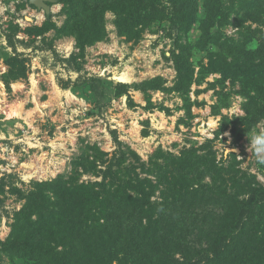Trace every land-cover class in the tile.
Segmentation results:
<instances>
[{
  "label": "rangeland",
  "instance_id": "1",
  "mask_svg": "<svg viewBox=\"0 0 264 264\" xmlns=\"http://www.w3.org/2000/svg\"><path fill=\"white\" fill-rule=\"evenodd\" d=\"M47 5L0 0V264H63L34 248L50 240L66 258L55 214L71 202L99 207L109 245L110 227H143L139 252L111 264L264 261L263 237L243 232L264 205V164L248 151L264 131V0H157L135 28L109 9L92 43L70 5ZM39 189L41 232L18 223Z\"/></svg>",
  "mask_w": 264,
  "mask_h": 264
},
{
  "label": "trees",
  "instance_id": "2",
  "mask_svg": "<svg viewBox=\"0 0 264 264\" xmlns=\"http://www.w3.org/2000/svg\"><path fill=\"white\" fill-rule=\"evenodd\" d=\"M62 3L70 5L72 7V19H74V23H77L78 25L73 28V32L75 35L77 33H85L87 42H96L100 39H103L105 36V30H104V13L106 10H118V15L120 18L124 16V22L125 23H133V28L136 26V19H146V17H149L150 19H153L151 14L149 13L150 10L153 9L155 3L157 0H61ZM156 11V10H154ZM153 11V12H154ZM77 13V14H76ZM145 24V23H144ZM130 29V30H129ZM128 31H132V27H129L127 29ZM126 30V31H127ZM122 31V30H121ZM120 31V32H121ZM125 31V30H124ZM128 33V32H126ZM218 174V172H217ZM220 174V173H219ZM58 186V182H56L53 185H45V186ZM47 187V188H48ZM46 189V188H45ZM40 191V189L38 190ZM43 193L42 189L40 192H33L32 197H30L28 201V205L24 209V212L19 215L20 218H23V220L19 221L20 226L23 228H30L34 226H39L40 232L44 228V225H40L38 222L32 221V215L34 212L35 203L38 201H43L46 197L43 193V200H40V194ZM78 200H80L78 198ZM130 200L135 202L136 206L139 208L140 212L144 211V208L141 204H139V200H141L138 197H130ZM74 203H67V207L60 208L59 211L56 212L55 216L60 222V224L64 227L65 230L61 231L62 239L61 241L65 246V251L63 255L66 257L65 259H62L58 257L55 253V249L50 247V240L46 241V239L43 240V243H38V240L36 239L35 234H32L30 236V242L34 244V240L38 243L34 249L38 250L40 255L41 252L43 254H47V252L50 254L49 256L54 258L56 262H62L63 264H111V259L116 258L118 256V253L121 252V254L126 256H133L135 252H139V250L142 248L140 246L138 239L143 238L146 236H143V227L141 229H136V226L133 224L132 226H126L123 224H120L119 226H113L110 227L112 230H116L113 234L114 239L112 240L111 244H108V241L104 240V237H102L103 231L107 230V225L103 224L102 222L98 221L95 217L96 209L99 207H89L90 210H85L82 212L80 208L74 209L72 207ZM101 207V206H100ZM135 212V206H133V213ZM87 214V215H86ZM118 217V221L121 220V216L119 213H115ZM142 214H139L141 216ZM51 216V215H50ZM173 215H170L169 217H172ZM29 219V220H28ZM26 221L24 224L23 222ZM99 222L101 225L99 226V234L95 231V225L90 226L89 223H96ZM85 222V223H84ZM139 223V221L137 222ZM226 222L221 221L219 227H222ZM36 224V225H35ZM140 226H143V219L140 220ZM249 229H247V226H249ZM169 226V223L167 224ZM244 231L248 235V238L255 239L257 236L264 238V205L263 204H253V207L250 208L247 218L245 221ZM103 230V231H101ZM224 233L225 231L222 230ZM174 235L173 231L168 232ZM220 233V230H218V234ZM39 234V233H38ZM159 237L164 240L165 248L164 253L166 255H169L168 257H171L173 255L174 250L172 248L171 239L168 238V235H164V233H156L154 235V238ZM14 239L10 240V242L14 245V247L20 246L23 248L20 242L21 236L14 234ZM261 239L259 247L256 248L255 254L260 252L262 246H263V240ZM69 239V240H68ZM95 240V245L93 246L91 244V241ZM28 242L27 244H29ZM26 244V245H27ZM101 244H105V247H101ZM253 246V244H252ZM17 249V248H16ZM108 251V252H107ZM184 251V250H183ZM104 252H107V254H103ZM254 254V255H255ZM262 259L264 260V255L262 256ZM41 260V256L39 258ZM171 260V259H170ZM153 261V260H152ZM172 261V260H171ZM260 264H264V261H262Z\"/></svg>",
  "mask_w": 264,
  "mask_h": 264
},
{
  "label": "clouds",
  "instance_id": "3",
  "mask_svg": "<svg viewBox=\"0 0 264 264\" xmlns=\"http://www.w3.org/2000/svg\"><path fill=\"white\" fill-rule=\"evenodd\" d=\"M248 151L254 156L258 163L264 164V131L254 133L249 139Z\"/></svg>",
  "mask_w": 264,
  "mask_h": 264
},
{
  "label": "water",
  "instance_id": "4",
  "mask_svg": "<svg viewBox=\"0 0 264 264\" xmlns=\"http://www.w3.org/2000/svg\"><path fill=\"white\" fill-rule=\"evenodd\" d=\"M48 2H51V0H30V3L34 6H36L39 9L45 10L47 13L50 12V8L47 5Z\"/></svg>",
  "mask_w": 264,
  "mask_h": 264
},
{
  "label": "bare ground",
  "instance_id": "5",
  "mask_svg": "<svg viewBox=\"0 0 264 264\" xmlns=\"http://www.w3.org/2000/svg\"><path fill=\"white\" fill-rule=\"evenodd\" d=\"M125 79H126V77L123 76V75H122L121 77H118V78H117V80H119L120 82H121V81L124 82Z\"/></svg>",
  "mask_w": 264,
  "mask_h": 264
},
{
  "label": "crops",
  "instance_id": "6",
  "mask_svg": "<svg viewBox=\"0 0 264 264\" xmlns=\"http://www.w3.org/2000/svg\"><path fill=\"white\" fill-rule=\"evenodd\" d=\"M3 75V73H0V76H2ZM3 84H1V86H2ZM2 132H3V134L5 135L6 134V131H3L2 130Z\"/></svg>",
  "mask_w": 264,
  "mask_h": 264
},
{
  "label": "built area",
  "instance_id": "7",
  "mask_svg": "<svg viewBox=\"0 0 264 264\" xmlns=\"http://www.w3.org/2000/svg\"><path fill=\"white\" fill-rule=\"evenodd\" d=\"M16 164V162H13V165H15Z\"/></svg>",
  "mask_w": 264,
  "mask_h": 264
}]
</instances>
